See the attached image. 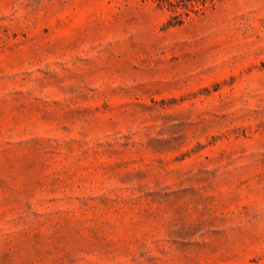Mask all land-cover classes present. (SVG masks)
I'll use <instances>...</instances> for the list:
<instances>
[{
	"label": "rangeland",
	"instance_id": "rangeland-1",
	"mask_svg": "<svg viewBox=\"0 0 264 264\" xmlns=\"http://www.w3.org/2000/svg\"><path fill=\"white\" fill-rule=\"evenodd\" d=\"M0 0V264H264V0Z\"/></svg>",
	"mask_w": 264,
	"mask_h": 264
},
{
	"label": "trees",
	"instance_id": "trees-1",
	"mask_svg": "<svg viewBox=\"0 0 264 264\" xmlns=\"http://www.w3.org/2000/svg\"><path fill=\"white\" fill-rule=\"evenodd\" d=\"M184 1H186V2H199L198 0H184ZM205 2L207 1V0H204Z\"/></svg>",
	"mask_w": 264,
	"mask_h": 264
}]
</instances>
